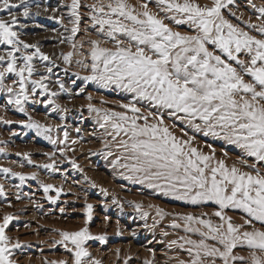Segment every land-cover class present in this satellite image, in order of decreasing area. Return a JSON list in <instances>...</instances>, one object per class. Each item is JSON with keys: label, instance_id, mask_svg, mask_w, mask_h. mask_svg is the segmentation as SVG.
<instances>
[{"label": "rangeland", "instance_id": "obj_1", "mask_svg": "<svg viewBox=\"0 0 264 264\" xmlns=\"http://www.w3.org/2000/svg\"><path fill=\"white\" fill-rule=\"evenodd\" d=\"M13 2L20 4V0ZM144 2L149 3L152 12L165 18V23L174 31L196 34L189 25H177L167 19L166 16L172 14L163 12L155 0H127L137 12L143 10L141 5ZM196 2L211 6L213 0ZM253 2L257 6L264 5V0ZM28 3L30 13L27 17L23 15V5L13 9L18 21L14 30L25 44L35 47L25 49L20 45V51L15 53L19 58L17 65L23 66L24 55L35 53L39 48L48 60H43L38 54L34 56L32 79L46 76L44 83L48 85L49 92L44 93L43 89L37 87L32 93L33 85L29 82L30 99L24 103L26 111L20 112L18 106L10 102L14 100L15 92L19 91V77L6 73L4 83L13 87L15 92L0 90V149L3 150L0 151V184L4 186L3 192H0V223L5 215L14 217L6 234L13 244L18 241L21 245L20 248L11 249V258L15 264H58L59 261L74 264V253L68 250L73 245L66 242V249L58 241L62 239L61 233L76 232L86 227L93 237L103 236L104 239L85 242L84 247L91 253L89 258H85V264L89 260H99L101 264H179L181 260L190 261L192 255L186 249L191 245L185 244L181 237L196 241L204 237L199 233L187 232L185 228L189 225L184 217L191 215L226 228L225 221L215 215L220 211L219 205L212 201L192 204L149 187L148 181L140 183L136 177L142 178V173L133 174L115 163L117 160L121 164L130 163L124 159L127 153L120 146V142L128 137L123 133L115 136L110 126L102 128L94 119L87 117L89 111L96 112L89 105L101 110L94 117H98L102 123L105 112L126 113L130 117L147 115L149 124L163 119V126H167L177 138H191V146L214 157L210 167H214L216 161L223 160L229 167L235 164L241 171L255 175L254 169L242 164L241 159L246 160L248 165L255 164L261 174H264V163L245 156L243 150L234 144L211 134L205 135L203 128L197 131L187 120L170 116V110L153 107L151 101L136 98L135 93L115 84L105 86L99 80L85 79L93 75L91 41L99 40L101 47L113 50L117 47L116 40L102 34L99 25H94L91 19L94 13L88 5L115 4V0H81L79 31L75 34L72 33V21L75 19L70 9L72 0H28ZM105 10L108 11L107 8ZM232 12L236 16H232ZM223 13L234 24L259 37V33L244 23H260L256 18L259 13L250 7L248 0H235ZM0 18L10 20L11 16L5 11L0 12ZM116 39L122 40L123 46H133L134 50L135 42L127 36L117 33ZM209 47L219 54L213 46ZM11 50V45L0 43V55L6 56ZM68 52L73 53L71 63L64 60ZM240 58L248 59L243 54ZM0 63L6 66V62ZM48 68L52 71L48 72ZM245 79L250 78L246 76ZM52 92L57 95L52 96ZM49 100L53 103H48ZM132 103L140 108V114L122 107ZM33 122L51 129L47 135L56 142L52 143V140L38 134L35 128L27 127ZM137 123L143 125L145 122L140 119ZM65 132L68 133L67 140L64 139ZM73 162L79 167H75ZM53 163L55 170L44 167ZM5 168L11 171L4 172ZM13 173L22 174L25 179L21 181L20 176ZM33 173L36 179L31 178ZM129 176L133 179H128ZM47 184L54 187L46 193L44 185ZM57 189L61 191L57 192ZM89 204L93 206L90 220ZM158 209H163L164 214H158ZM223 215L231 216L232 222L238 225L248 219L247 214L239 209H224ZM173 223L180 227H173ZM253 225L256 229L264 230L260 222L253 221ZM190 226L208 231L195 222ZM243 230L251 231L253 228L245 225ZM174 240L177 243L172 245ZM206 242L221 247L216 241L209 239ZM180 244H184L183 249L179 247ZM252 251L247 247H238L235 253L250 260ZM210 259L206 258V264ZM216 264H222V261L217 259Z\"/></svg>", "mask_w": 264, "mask_h": 264}, {"label": "snow or ice", "instance_id": "obj_2", "mask_svg": "<svg viewBox=\"0 0 264 264\" xmlns=\"http://www.w3.org/2000/svg\"><path fill=\"white\" fill-rule=\"evenodd\" d=\"M155 2L163 12L172 14L166 16L167 19L177 25H189L196 34L174 31L165 23V18L149 9L148 2L142 3L143 10L140 12L130 6L127 0H115V4L88 5L94 13L91 16L94 25H99L102 34L116 40L117 47L113 50L101 47L99 40L91 41L93 75L85 79L99 80L105 86L115 84L135 93L136 98L151 101L153 107L170 110V116L187 120L195 130L203 128L205 135L211 134L234 144L243 150L245 156L264 163V5L257 6L253 0H248L250 7L259 13L256 18L260 23H244L259 33L258 37L225 17L223 10L233 5L235 0H213L211 6L201 5L196 0ZM21 5L23 15L29 16L28 0H20V4L13 0H0V12L7 11L11 16L10 20L0 18V43L12 46L6 56L0 55V62H6V66L0 63V90L15 92L13 87L4 83L6 73H14L19 77V91L15 92V98L10 102L16 104L20 112H25L24 103L30 99L29 82L33 85L32 93H35L37 87L43 89L44 93L49 92L48 85L44 83L46 76L32 79L35 72L32 63L34 56L38 54L43 60H48V57L36 48L35 53L24 55L23 66L17 65L19 58L15 53L20 51V45L25 49L35 47L25 44L14 30L18 21L13 9ZM80 7L81 0H72L70 9L75 17L72 21L73 34L79 31ZM231 15L236 16V13L232 12ZM117 33L135 42L134 50L133 46H123L124 42L116 39ZM209 46H213L219 54L210 50ZM242 54L248 59H241ZM72 56L73 53L68 52L64 56L65 62L71 63ZM51 71L48 68V72ZM246 76L250 79H245ZM51 95L57 93L52 92ZM48 103L53 101L49 100ZM122 107L130 109L134 114L141 113L135 103L124 104ZM89 108L98 113L101 111L92 105ZM102 119V128L110 126L115 136L123 133L128 137L120 142V146L127 153L124 159L130 163L121 164L119 160L115 163L133 174L142 173V178L136 177L140 183L148 181L149 187L192 204L212 201L219 205L220 211L215 215L225 221L226 228L223 225L214 226L210 220L191 215L184 217L189 225L185 230L199 233L204 239L196 241L181 237L185 244L191 245L186 251L192 255V259L188 262L181 260L179 264H206V258H211L208 264H216L217 259L222 264H264V230L256 229L253 225V221L264 225V174L255 164L248 165L244 159L240 161L252 167L255 175L241 171L235 164L229 167L223 160L216 161L215 166L210 167L214 157L191 146V138H177L167 126H163V119L149 124L147 115L130 117L120 112H105ZM140 119L144 120L143 125L137 123ZM27 127L35 128L38 134L52 140L47 135L51 129L46 126L33 122ZM67 138L68 133L65 132L64 139ZM55 142L52 140V143ZM73 164L79 167L75 162ZM44 167L55 170L54 163ZM3 171L10 172L11 169L5 168ZM13 175H19L21 181L25 179L22 174ZM31 178L36 179V174L33 173ZM128 179L133 177L129 176ZM53 187L51 184L44 185V191L47 193ZM3 188L0 184V192H3ZM48 198L53 200L51 196ZM92 207L91 204L87 205L89 220ZM228 208L242 210L248 219L244 224H234L231 216L223 215V210ZM158 214L163 215V209H158ZM13 219V216L5 215L0 223V264H15L11 258V249L21 247L18 241L13 244L6 234ZM192 222L203 225L208 231L191 227ZM245 225L251 226L253 230L242 231ZM172 226L180 227L176 223ZM61 236L58 243L66 249V242L73 245L68 250L74 253V264H85V258L91 256L84 247L86 241L104 239L103 236L93 237L86 227L76 232H63ZM209 239L221 247L207 243ZM176 243L175 240L171 242L172 245ZM179 247L183 249L184 244ZM238 247L253 250L250 260L235 253ZM58 264H68V261H59ZM88 264L101 262L89 260Z\"/></svg>", "mask_w": 264, "mask_h": 264}, {"label": "bare ground", "instance_id": "obj_3", "mask_svg": "<svg viewBox=\"0 0 264 264\" xmlns=\"http://www.w3.org/2000/svg\"><path fill=\"white\" fill-rule=\"evenodd\" d=\"M95 114L96 112L94 113L92 111H89L88 114H86V116L94 119L100 125L102 122L99 121L100 119H98V117H94Z\"/></svg>", "mask_w": 264, "mask_h": 264}]
</instances>
